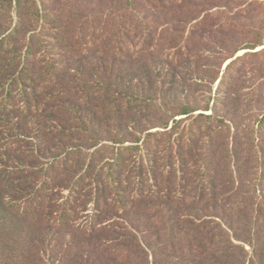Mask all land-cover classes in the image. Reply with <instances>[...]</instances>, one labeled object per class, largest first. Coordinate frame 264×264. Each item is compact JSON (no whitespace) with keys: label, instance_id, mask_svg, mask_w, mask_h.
Wrapping results in <instances>:
<instances>
[{"label":"trees","instance_id":"1","mask_svg":"<svg viewBox=\"0 0 264 264\" xmlns=\"http://www.w3.org/2000/svg\"><path fill=\"white\" fill-rule=\"evenodd\" d=\"M205 1L0 0V129L12 132L0 133V155L8 157L0 168V244L8 247L6 238L26 234L30 224L75 231L91 243L114 229L112 218L143 214L167 221L171 264H195L219 250L226 226L248 218L255 232L250 245L264 264V113L234 167L236 184L234 172L222 182L226 123L214 106L211 114L195 115L193 103L137 95L121 78L123 67L136 63L177 70L200 60L193 50L203 44V25L187 31L185 19L200 14ZM257 46L243 45L223 60ZM257 74L263 82V63ZM232 80L219 96L223 107ZM252 97L264 102V83ZM45 116L62 120L60 135L37 127ZM101 117L145 120L160 130L104 139L93 130ZM187 118L188 127L179 128ZM15 119L36 123L34 133H14Z\"/></svg>","mask_w":264,"mask_h":264},{"label":"rangeland","instance_id":"2","mask_svg":"<svg viewBox=\"0 0 264 264\" xmlns=\"http://www.w3.org/2000/svg\"><path fill=\"white\" fill-rule=\"evenodd\" d=\"M199 11L198 15L187 14L185 29L188 31L198 24L203 25V44L193 50L202 56L200 60L192 58L177 70L167 64L147 65L141 62L123 67L124 75H120L124 85L133 93L141 96L154 94L174 103H193L200 109L195 115L211 114V108L214 106V113L223 116L226 123L223 127L224 137L221 139L224 146L219 150L222 182L229 172H234L235 180L232 181L236 184L234 167L249 152L254 131L264 113V102L259 106L255 104L256 98L252 97L258 86L264 83L257 74L259 64H264V0H207ZM177 20L179 19L173 21L176 23ZM247 44L258 46L253 50H240L232 59L223 60L237 48ZM254 52H257V57L248 56ZM245 53L249 54L246 56ZM239 56H243V59L226 69L231 61ZM92 60L88 59V63L92 64ZM106 63L104 67L109 65ZM214 77L218 78L212 83ZM232 78L234 86L230 90L227 104L223 107L221 105L224 100L219 96L227 91ZM206 106H209L210 110L205 111ZM183 117L185 116H176L175 119ZM140 121L128 118L119 121L101 117L99 125L93 130L104 139L116 135L127 141L137 136L143 137L147 128H150L149 131L160 130L158 127H149V121ZM16 122L15 119L12 123L14 133L24 136L34 133L33 127L36 123L33 121L21 120L17 125ZM189 122L190 119L187 118L178 126L186 128ZM62 125V120L45 116L39 119L37 127H44L46 133L60 135ZM75 128L76 123L74 132ZM199 128L200 126L198 130ZM0 133L7 138L12 132L9 128H2ZM262 133L264 136V132ZM56 138L59 139L58 136ZM128 143L130 142L126 144ZM56 147L53 150L57 149ZM200 147H204L203 139ZM234 151H239V155H235ZM12 161L9 165H12ZM6 162L8 157L0 155V168ZM110 221H115L114 229L96 237L91 243H88L85 235L78 236L75 231L72 234L55 226L30 224L26 234H19L18 238H6L11 239L8 247H4L1 242L0 264H171L174 261L175 256L167 252L172 236L164 218L148 219L140 214L128 219L114 217ZM233 221L231 228L226 226V233L215 244L219 250L210 253L206 261L195 264H260L256 250L251 246L255 244L251 221L248 218H244L240 223ZM179 264L192 263L185 261Z\"/></svg>","mask_w":264,"mask_h":264}]
</instances>
